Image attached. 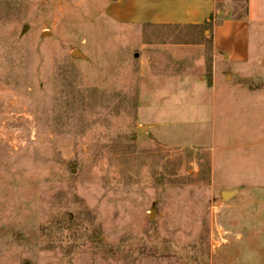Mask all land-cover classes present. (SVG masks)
<instances>
[{
    "label": "rangeland",
    "instance_id": "1",
    "mask_svg": "<svg viewBox=\"0 0 264 264\" xmlns=\"http://www.w3.org/2000/svg\"><path fill=\"white\" fill-rule=\"evenodd\" d=\"M106 1L0 0V264H264V25L232 63L223 10L123 25Z\"/></svg>",
    "mask_w": 264,
    "mask_h": 264
},
{
    "label": "crops",
    "instance_id": "2",
    "mask_svg": "<svg viewBox=\"0 0 264 264\" xmlns=\"http://www.w3.org/2000/svg\"><path fill=\"white\" fill-rule=\"evenodd\" d=\"M233 3L234 0H107L104 13L111 21L123 25L198 28L213 22L215 14L223 10L227 16L208 29L211 47L214 55L220 51L227 52L230 62L237 63L244 57L243 49L247 47L250 27L264 25V0H246L243 18L233 15ZM212 64H216L214 56ZM170 76L188 80L195 87L197 81L208 84L207 78L202 75L182 73ZM211 79L213 82L214 74ZM143 104L144 101H140L139 107L142 110L145 109Z\"/></svg>",
    "mask_w": 264,
    "mask_h": 264
},
{
    "label": "trees",
    "instance_id": "3",
    "mask_svg": "<svg viewBox=\"0 0 264 264\" xmlns=\"http://www.w3.org/2000/svg\"><path fill=\"white\" fill-rule=\"evenodd\" d=\"M234 1H240L242 3V9L239 10L237 9L236 7L234 8V12H233V15L237 18H243L245 16V9H246V0H234ZM203 26H206V27H209V24L208 23H205Z\"/></svg>",
    "mask_w": 264,
    "mask_h": 264
}]
</instances>
